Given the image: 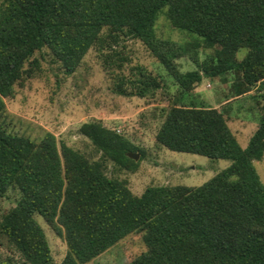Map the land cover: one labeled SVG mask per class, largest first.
I'll return each instance as SVG.
<instances>
[{
  "label": "trees",
  "instance_id": "trees-1",
  "mask_svg": "<svg viewBox=\"0 0 264 264\" xmlns=\"http://www.w3.org/2000/svg\"><path fill=\"white\" fill-rule=\"evenodd\" d=\"M0 7V196L16 187L21 197L0 219V233L29 264H54L43 229L33 214L63 236L60 264H84L131 232L146 249L130 264H264V184L254 160L264 154V111L241 146L216 107L183 105L181 93L203 76L231 72L241 94L264 80V0H4ZM159 12L174 27L200 38L192 48H211L196 68L181 71L178 54L154 31ZM106 30V32H104ZM119 34L138 38L180 86L168 106L156 141L171 150L226 158L228 166L195 185L151 184L135 194L110 177L103 160L126 169L139 151L128 138L100 121L80 132L101 152L89 160L50 131L39 140L9 129L4 97L31 70L35 51L46 47L66 73L88 49ZM106 38V39H107ZM245 48L242 57L238 51ZM31 64L37 63L33 58ZM136 93L145 96L159 81L142 67ZM125 93L124 90H119ZM264 97V94H263ZM0 264H11L0 259Z\"/></svg>",
  "mask_w": 264,
  "mask_h": 264
},
{
  "label": "rangeland",
  "instance_id": "rangeland-1",
  "mask_svg": "<svg viewBox=\"0 0 264 264\" xmlns=\"http://www.w3.org/2000/svg\"><path fill=\"white\" fill-rule=\"evenodd\" d=\"M4 3L0 0V7ZM154 31L158 38L170 41L173 50L180 54L175 62L181 71L197 67L192 56L199 61L213 51L192 48L191 42L200 37L172 26L162 12L157 15ZM106 38L103 45L95 44L88 49L72 73H66L46 47L35 51L30 61L35 58L37 63H25L31 72L14 84L12 96L4 97L9 129L34 140L50 131L58 144L64 142L89 160H96L102 158L101 152L79 128L83 122L100 121L140 150L135 151L138 157L134 170L122 168L107 158L103 160L106 174L125 180L135 194L151 184L200 185L228 166L230 159L171 150L156 141L155 134L162 121L161 109L168 106L180 86L138 38L126 34ZM244 53L245 48H241L238 57ZM140 67L159 81L145 96L137 95L136 83H133ZM234 78L231 72L224 77L203 76L190 91L181 93L179 103L216 106L226 116L243 147L264 111V80L244 93L235 94L231 86ZM253 163L264 184V154ZM20 197V191L13 186L0 196V219ZM33 216L44 231L54 264H60L66 253L63 236L58 235L40 213L35 212ZM145 249L141 233L131 232L84 264H130ZM0 259L11 264H29L2 233Z\"/></svg>",
  "mask_w": 264,
  "mask_h": 264
},
{
  "label": "water",
  "instance_id": "water-1",
  "mask_svg": "<svg viewBox=\"0 0 264 264\" xmlns=\"http://www.w3.org/2000/svg\"><path fill=\"white\" fill-rule=\"evenodd\" d=\"M126 154H127V156L131 157L134 160H136L138 157V152L128 151Z\"/></svg>",
  "mask_w": 264,
  "mask_h": 264
},
{
  "label": "crops",
  "instance_id": "crops-1",
  "mask_svg": "<svg viewBox=\"0 0 264 264\" xmlns=\"http://www.w3.org/2000/svg\"><path fill=\"white\" fill-rule=\"evenodd\" d=\"M216 107V106H215ZM233 133H234V131H232ZM234 135H235V133H234ZM237 138V137H236ZM247 144V143H246Z\"/></svg>",
  "mask_w": 264,
  "mask_h": 264
}]
</instances>
